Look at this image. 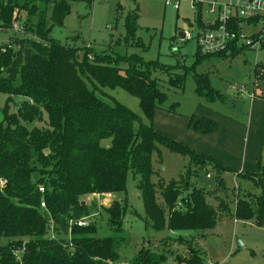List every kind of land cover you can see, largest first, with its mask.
<instances>
[{"label": "trees", "instance_id": "16d2710c", "mask_svg": "<svg viewBox=\"0 0 264 264\" xmlns=\"http://www.w3.org/2000/svg\"><path fill=\"white\" fill-rule=\"evenodd\" d=\"M71 2L91 6L93 0H23L22 4L0 0V30L11 31L15 22L22 21L21 29L0 47V94L7 97L0 120V180L5 181L0 186V264L120 263L127 201H112L101 208L93 203L91 212L81 203L86 196L125 192L129 174L137 181L144 219L155 232L196 231L204 238L223 217L263 227L264 167L260 162L256 174L235 173L212 157L139 124L138 116L118 101H104V89L119 88L136 98L151 119L157 101L162 100L157 80L151 77L158 68L137 56L111 57L84 49L80 58L78 48L52 38L50 27L63 25ZM20 12L24 20L16 19ZM137 18L136 14L126 18L124 41L139 47L134 38ZM231 50L209 56L197 52L196 56L205 59L241 52ZM253 87L264 100V65H255ZM196 92L220 97L205 77L197 81ZM14 97L22 102L11 113ZM196 124L206 132L216 128V123L204 119ZM103 141L109 142L104 145ZM157 144L187 156L189 175L210 165L218 174H236L261 193L244 192L232 198L220 177L212 191L194 187L183 176L155 184L149 163ZM187 186L188 196L183 199L181 190ZM86 217L93 220L88 227L70 225ZM102 230L114 235L100 237ZM50 233L56 240L49 239ZM155 248L161 253L142 248L131 264H162L166 255L174 264H202L198 245L181 235H165Z\"/></svg>", "mask_w": 264, "mask_h": 264}, {"label": "rangeland", "instance_id": "374dc122", "mask_svg": "<svg viewBox=\"0 0 264 264\" xmlns=\"http://www.w3.org/2000/svg\"><path fill=\"white\" fill-rule=\"evenodd\" d=\"M22 1L19 0V3L22 4ZM167 1L170 4H166ZM190 1L93 0L91 6L85 2H71L63 25L50 27V33L62 45L78 48L80 58L84 49L97 55L137 56L146 63L151 62L152 67L158 68L151 73V77L157 80L162 98L157 101L151 119L144 115L136 98L119 88L104 89L106 96L103 100L108 103L110 99L118 101L138 116L139 124L142 122L160 136L180 142L197 154L212 157L230 171L256 174L259 171L258 162L264 167V100L255 95L253 82L255 65H264V51L242 50L236 55L205 59L196 56L195 39L183 41L178 37L184 23H194L196 14L190 8ZM201 1L206 5L226 0ZM174 3H178V9L173 8ZM133 14L138 16L134 38L140 43L139 47L134 42L124 41L126 18ZM24 17L25 14L20 12L16 19L24 20ZM21 22H15L11 31L0 30V47L21 29ZM191 33L194 36L195 29H191ZM204 77L220 97L208 95V92L197 94V81ZM6 99V95L0 94V120ZM21 102V98L14 97L9 104L10 112H15ZM203 119L216 123V128L210 132L199 130L196 123ZM137 126L135 129H138ZM108 142L103 141L102 144ZM149 164L151 180L155 184L159 181L164 184L178 181L183 176V180L194 187L212 191L220 177L232 198L244 192L261 193L259 187L246 180L240 181L236 174H218L210 165L189 175L188 157L158 144L151 153ZM207 174L210 175L209 179ZM182 185L185 186L184 183ZM187 188L181 190L183 199L188 196ZM111 197L91 195L86 196L84 201L90 212L93 203L101 208L109 206L112 201H127L129 210L122 220L123 244L119 250L120 263H117L131 264L142 248L161 253L155 247L167 231L155 232L145 221L137 181L129 174L126 191L111 193ZM101 223L104 225L105 218L101 219ZM181 233H186L183 234L184 239L198 245L202 264H264V226L258 227L254 221L240 222L223 217L213 228L212 234L203 239L198 237L196 231ZM113 235L111 231L99 232L100 237ZM236 238L243 245L240 249L235 246ZM180 255H184V252ZM162 264H174L172 257L166 255V261Z\"/></svg>", "mask_w": 264, "mask_h": 264}, {"label": "built area", "instance_id": "2783aa9c", "mask_svg": "<svg viewBox=\"0 0 264 264\" xmlns=\"http://www.w3.org/2000/svg\"><path fill=\"white\" fill-rule=\"evenodd\" d=\"M166 4H170L167 1ZM178 9V3L173 4ZM190 8L195 12L194 23H188L184 31L183 41L195 39L197 52L201 56L217 55L225 51L262 50L264 45V0H226L223 3H207L201 0H191ZM200 16V17H199ZM200 18V19H199ZM200 21V22H199ZM195 29V35L191 33ZM210 177L209 174L206 175ZM5 181L0 180V186ZM43 193V188H39ZM112 198L111 194H101ZM41 208L45 203L41 202ZM91 217L70 221L76 227H88ZM50 240H56L50 233ZM101 264H116L113 261H102Z\"/></svg>", "mask_w": 264, "mask_h": 264}, {"label": "water", "instance_id": "95a60500", "mask_svg": "<svg viewBox=\"0 0 264 264\" xmlns=\"http://www.w3.org/2000/svg\"><path fill=\"white\" fill-rule=\"evenodd\" d=\"M187 29H188L187 25L184 24L183 27H182V29H181V31L178 33V37H179L181 40H183V37H184V35H183V34H184V31H186ZM33 180H36V174L33 175ZM84 205H85V202H82V203H81V206H84ZM235 246H236L237 249H240V248L243 247L241 241H240L239 239H237V238L235 239Z\"/></svg>", "mask_w": 264, "mask_h": 264}, {"label": "crops", "instance_id": "0c3cea01", "mask_svg": "<svg viewBox=\"0 0 264 264\" xmlns=\"http://www.w3.org/2000/svg\"><path fill=\"white\" fill-rule=\"evenodd\" d=\"M185 24V23H184ZM183 24V25H184ZM186 25H187V27H188V23H186ZM181 31V30H180ZM179 31V32H180ZM178 32V33H179ZM233 89V88H232ZM183 234H186V233H178V232H167V234L166 235H169V236H171V237H175V236H177V235H181V236H184ZM212 234V231L206 236V237H204V238H207V237H209V235H211ZM203 239V238H202Z\"/></svg>", "mask_w": 264, "mask_h": 264}]
</instances>
